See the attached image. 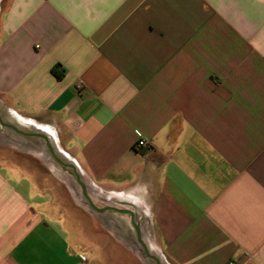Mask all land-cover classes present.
I'll use <instances>...</instances> for the list:
<instances>
[{
  "label": "crops",
  "instance_id": "crops-1",
  "mask_svg": "<svg viewBox=\"0 0 264 264\" xmlns=\"http://www.w3.org/2000/svg\"><path fill=\"white\" fill-rule=\"evenodd\" d=\"M0 103L166 264H264V0H1ZM6 164L0 264H139L108 211Z\"/></svg>",
  "mask_w": 264,
  "mask_h": 264
},
{
  "label": "rangeland",
  "instance_id": "rangeland-1",
  "mask_svg": "<svg viewBox=\"0 0 264 264\" xmlns=\"http://www.w3.org/2000/svg\"><path fill=\"white\" fill-rule=\"evenodd\" d=\"M0 115L6 123L16 126L21 131L27 133L40 131L39 126H34L30 124V122L24 123L15 115L8 114L1 103ZM50 143L60 158L63 159L66 157L64 152L60 149L58 139L54 135H50ZM0 163H7L6 165L9 169L6 170V172L13 179L26 181L28 186L25 187V189H29V187L32 189L34 185L39 183L44 184L43 189L51 187L55 188L54 181L58 180L65 185L64 189H66V193L70 195L73 194L79 204L84 206V208L93 211L87 204L84 191L77 183L75 177L69 172L62 170L61 167L57 165L44 139L20 135L14 130L2 126L0 123ZM33 192L34 191L32 190L31 193ZM86 194L90 196L94 205L98 208L113 206L124 209V207L114 203L115 201L108 195L99 193L90 187L86 191ZM94 213L97 212L95 211ZM105 217L107 218L109 225L122 227L121 235L119 236H121L122 242L130 253L138 258L139 264H156L155 261L146 256L145 249L139 241L135 227V223L138 224V219H135L133 222L130 215L113 211H108ZM140 236L142 242L148 248V251L157 255L154 249L150 246V235L148 232L144 231V233H142L141 231ZM116 253L117 255L121 253L123 260H126V258L130 259V256L125 250H121L120 252L117 250ZM112 255L114 254L112 253ZM161 262L162 264H166L163 259Z\"/></svg>",
  "mask_w": 264,
  "mask_h": 264
},
{
  "label": "water",
  "instance_id": "water-1",
  "mask_svg": "<svg viewBox=\"0 0 264 264\" xmlns=\"http://www.w3.org/2000/svg\"><path fill=\"white\" fill-rule=\"evenodd\" d=\"M0 123H1L2 126L9 127V128L13 129L15 132H17L20 135H23V136H26V137H38V138L44 139L46 141L47 147L49 148L50 153L53 156V158H54L55 162L57 163V165L60 166L62 170L69 172L71 175H73L75 177L77 183L81 186V188L84 191V196H85V198L87 200V204L91 207V209L93 211H96L98 213H104V212L109 211V210H115L116 211V209H114L112 207H107V208L100 209V208L96 207L93 204V202L89 199L88 195L86 194V187H85V185H84V183L82 181V177H81L77 167L73 163H70L68 161H64L62 158H60L58 156V154L55 152L54 148L52 147V145L50 143L49 137L46 134L40 133V132L27 133V132L21 131L16 126H14L12 124L5 123L2 120L1 115H0ZM128 213L132 214V212H130V211H128ZM135 227H136V230H137L139 241H140V243L143 245V247L145 249L146 256L148 258L152 259L153 261H155L156 264H162L161 259L157 255L150 253L148 251V248L146 247V245L142 242V239H141V236H140V229H139L138 224H135Z\"/></svg>",
  "mask_w": 264,
  "mask_h": 264
},
{
  "label": "built area",
  "instance_id": "built-area-1",
  "mask_svg": "<svg viewBox=\"0 0 264 264\" xmlns=\"http://www.w3.org/2000/svg\"><path fill=\"white\" fill-rule=\"evenodd\" d=\"M78 90H80L82 88V83H79L77 85ZM138 141L136 144V147L138 149H146V150H150L153 148V142L151 140H149L140 130H136L135 131ZM228 264H235L233 261H230Z\"/></svg>",
  "mask_w": 264,
  "mask_h": 264
},
{
  "label": "flooded vegetation",
  "instance_id": "flooded-vegetation-1",
  "mask_svg": "<svg viewBox=\"0 0 264 264\" xmlns=\"http://www.w3.org/2000/svg\"><path fill=\"white\" fill-rule=\"evenodd\" d=\"M3 120V119H2ZM4 121V120H3ZM6 123V122H5ZM9 124V123H8ZM8 129H11V128H9V127H7ZM11 130H13V129H11Z\"/></svg>",
  "mask_w": 264,
  "mask_h": 264
}]
</instances>
